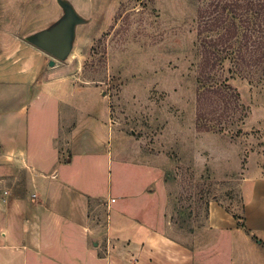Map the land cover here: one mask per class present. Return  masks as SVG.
<instances>
[{
  "label": "rangeland",
  "instance_id": "rangeland-1",
  "mask_svg": "<svg viewBox=\"0 0 264 264\" xmlns=\"http://www.w3.org/2000/svg\"><path fill=\"white\" fill-rule=\"evenodd\" d=\"M198 3L0 0V73L11 82L26 78L34 90L66 89L73 105L95 111L84 123L101 137L108 131L99 123L109 129L102 145L114 162L110 191L130 168L159 173L169 198L166 232L202 253L203 264H256L264 247L241 207L256 184L258 201L264 198V82H236L247 107L242 137L197 130ZM68 8L78 22L69 55L56 60L37 35L61 23ZM213 202L244 216L246 227L213 230Z\"/></svg>",
  "mask_w": 264,
  "mask_h": 264
},
{
  "label": "crops",
  "instance_id": "crops-1",
  "mask_svg": "<svg viewBox=\"0 0 264 264\" xmlns=\"http://www.w3.org/2000/svg\"><path fill=\"white\" fill-rule=\"evenodd\" d=\"M49 85L34 90V82L0 73V264H203L202 253L166 232L169 198L160 174L130 168L110 191L106 123L97 121L108 136L91 134L84 122L95 111ZM257 186L246 225L264 247ZM208 223L218 231L238 227L216 202Z\"/></svg>",
  "mask_w": 264,
  "mask_h": 264
},
{
  "label": "trees",
  "instance_id": "trees-1",
  "mask_svg": "<svg viewBox=\"0 0 264 264\" xmlns=\"http://www.w3.org/2000/svg\"><path fill=\"white\" fill-rule=\"evenodd\" d=\"M198 1L197 130L240 138L247 107L236 82H264V0ZM224 209L246 227L244 216Z\"/></svg>",
  "mask_w": 264,
  "mask_h": 264
},
{
  "label": "water",
  "instance_id": "water-1",
  "mask_svg": "<svg viewBox=\"0 0 264 264\" xmlns=\"http://www.w3.org/2000/svg\"><path fill=\"white\" fill-rule=\"evenodd\" d=\"M67 14V17L61 23L51 30L43 31L37 35L39 47L56 60H62L69 55L73 26L78 22L72 10L69 9ZM50 65L54 66L55 61H50Z\"/></svg>",
  "mask_w": 264,
  "mask_h": 264
},
{
  "label": "built area",
  "instance_id": "built-area-1",
  "mask_svg": "<svg viewBox=\"0 0 264 264\" xmlns=\"http://www.w3.org/2000/svg\"><path fill=\"white\" fill-rule=\"evenodd\" d=\"M9 194V191H4V195H8ZM111 202H115V199H112L111 200ZM107 207H108V209H110V203L109 202H107Z\"/></svg>",
  "mask_w": 264,
  "mask_h": 264
}]
</instances>
